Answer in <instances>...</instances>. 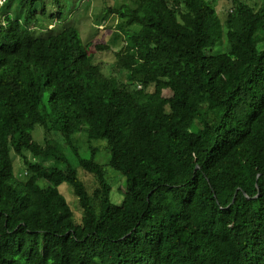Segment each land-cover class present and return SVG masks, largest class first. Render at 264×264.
Returning a JSON list of instances; mask_svg holds the SVG:
<instances>
[{
  "label": "trees",
  "instance_id": "1",
  "mask_svg": "<svg viewBox=\"0 0 264 264\" xmlns=\"http://www.w3.org/2000/svg\"><path fill=\"white\" fill-rule=\"evenodd\" d=\"M62 1L0 18V264H264V0H230L224 19L220 0L105 6L118 49L44 28Z\"/></svg>",
  "mask_w": 264,
  "mask_h": 264
},
{
  "label": "rangeland",
  "instance_id": "2",
  "mask_svg": "<svg viewBox=\"0 0 264 264\" xmlns=\"http://www.w3.org/2000/svg\"><path fill=\"white\" fill-rule=\"evenodd\" d=\"M11 0H0V18L2 19L3 15H7L8 13L16 14L18 13V9L15 4H9ZM63 12L61 18L55 17V22H51L50 26L44 28H50L54 31L59 30L60 27L57 24H78L81 29V35L84 42L92 41L94 43L99 42H108L113 43L116 49L121 47L120 40L123 37V30L118 29V23L122 22L115 13L109 10L104 9L105 6H109V8H118L122 4L128 3L135 5L136 0H63ZM108 8V9H109ZM231 8L230 0H220L217 4V12L221 19H224L228 9ZM59 20V23L56 22ZM48 22V20H45ZM118 24V25H117ZM42 28V32L46 33V30ZM92 44V46H93ZM218 47V46H217ZM216 47V49H218ZM225 49V44L223 46H219L221 50ZM96 59L95 61L100 63L101 69L107 73L109 70V64L114 61V54L109 50L99 49L96 51ZM43 130L41 127L36 126L33 131V135L35 139L43 140ZM79 144L83 148L81 152L84 155H87V144L88 140L84 133L77 134ZM92 146L98 147V156L97 159L101 162H105L107 158L106 154V144L103 141L91 140ZM14 161V167L17 173H24V164L21 158L13 153H11ZM72 160V156H70ZM109 178L111 181V197L112 200L116 203H119L122 200V193L124 190V177L118 174L113 169L109 168ZM81 176L84 180H91L92 177L90 174L84 173L81 170ZM59 189L64 193L67 197L68 202L70 203L73 211H74V220L79 221V216L81 214V209L78 207L76 196L74 195L71 187L67 183H62L59 186Z\"/></svg>",
  "mask_w": 264,
  "mask_h": 264
},
{
  "label": "water",
  "instance_id": "3",
  "mask_svg": "<svg viewBox=\"0 0 264 264\" xmlns=\"http://www.w3.org/2000/svg\"><path fill=\"white\" fill-rule=\"evenodd\" d=\"M233 200H234V198H233ZM233 200H232V201H233Z\"/></svg>",
  "mask_w": 264,
  "mask_h": 264
}]
</instances>
